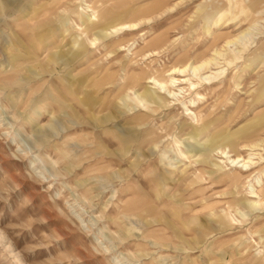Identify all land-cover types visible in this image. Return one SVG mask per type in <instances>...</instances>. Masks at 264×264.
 Listing matches in <instances>:
<instances>
[{"label": "rangeland", "instance_id": "374dc122", "mask_svg": "<svg viewBox=\"0 0 264 264\" xmlns=\"http://www.w3.org/2000/svg\"><path fill=\"white\" fill-rule=\"evenodd\" d=\"M92 1L0 0V264H264V0H116L107 38Z\"/></svg>", "mask_w": 264, "mask_h": 264}, {"label": "bare ground", "instance_id": "6f19581e", "mask_svg": "<svg viewBox=\"0 0 264 264\" xmlns=\"http://www.w3.org/2000/svg\"><path fill=\"white\" fill-rule=\"evenodd\" d=\"M115 1L116 0H94L90 4L85 6L87 8V12H89V15L86 16V18L82 17V15H80V14L78 15L79 20L82 22L81 24L84 25L83 31H84L85 34L92 33V32L95 31L98 34H100L101 38H107V37H110V36L118 34V33H130V32L135 31L136 29H138V25L140 24V22L123 23L122 22L123 20L121 19V17L124 16V15L121 14L123 12L120 13L118 11V13H120L121 16L120 17L116 16L115 13H117V10L114 8ZM140 12L141 11H134L135 14H138ZM124 13H126V11ZM140 35H142V34H140ZM228 44H229V42H228ZM153 55H155V54H153ZM215 56H216V58H211V59L204 60L200 64L191 65V64H187L186 63V64H182L180 66H173V67H171L170 69H167V70H164L165 69L164 68L163 71H161V72L160 71L159 72H155L153 74H150V75L146 76L144 78V80H146V83H148V84L156 85V87L158 89H163L164 88L165 91L167 92V94L178 98L177 94H175V91L172 89L174 87L188 84L187 88L189 90V88H194L195 89V86L197 87V85L199 83H202L201 81L209 82L208 85H212L213 83H215V81H213V80H215L218 77H220V75L223 73L222 67L219 68L218 67V62H217V57L222 56V54L215 53ZM212 70H216V71L213 72ZM191 78H194L195 82H193L194 80L192 81ZM206 85H207V83H206ZM236 85L237 84H235V86ZM179 91H181V87H180ZM196 95H197V98L199 97V99H200L199 93H196ZM141 97L144 98L145 101L148 100V99H151L149 94H146V93L142 94ZM186 110L189 111V109H187V108H186ZM189 115H192V116L194 115L193 118L195 120H197L196 116H199V114L196 115V114H193V113L192 114L189 113ZM198 120H202V119L199 118ZM255 131L256 130L245 131V132L242 133V135H243V137L251 136V135H253L255 133ZM255 146L256 145H252V147L251 146H249V147L253 148ZM218 152H220V154H222V155L225 154V152H223V151H218ZM252 155L253 154H249L247 158L246 157L242 158V157H240L238 155V156L234 157L233 159H230L231 156H228V160H230V163L233 164V165L241 163L240 166H237V167L234 166L236 169H242L241 172H249L252 169V166L254 164L251 161L252 158H250V156H252ZM249 187H251V186H249ZM249 194H250V197L253 198V200H251L249 202V205L254 207V208L262 209V207L264 206V200L260 197V195L257 192V190H254V189L250 188L249 189Z\"/></svg>", "mask_w": 264, "mask_h": 264}]
</instances>
